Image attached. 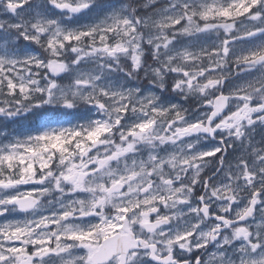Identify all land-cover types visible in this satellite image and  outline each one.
<instances>
[{"label": "snow or ice", "instance_id": "6c2138e0", "mask_svg": "<svg viewBox=\"0 0 264 264\" xmlns=\"http://www.w3.org/2000/svg\"><path fill=\"white\" fill-rule=\"evenodd\" d=\"M0 218V264H264V0H0Z\"/></svg>", "mask_w": 264, "mask_h": 264}, {"label": "flooded vegetation", "instance_id": "af4514ba", "mask_svg": "<svg viewBox=\"0 0 264 264\" xmlns=\"http://www.w3.org/2000/svg\"><path fill=\"white\" fill-rule=\"evenodd\" d=\"M225 83H227V81H225ZM22 215V214H21ZM0 219H2V218H0Z\"/></svg>", "mask_w": 264, "mask_h": 264}, {"label": "rangeland", "instance_id": "374dc122", "mask_svg": "<svg viewBox=\"0 0 264 264\" xmlns=\"http://www.w3.org/2000/svg\"><path fill=\"white\" fill-rule=\"evenodd\" d=\"M212 39H215V37L213 36Z\"/></svg>", "mask_w": 264, "mask_h": 264}]
</instances>
